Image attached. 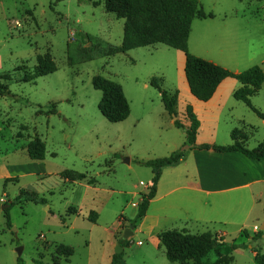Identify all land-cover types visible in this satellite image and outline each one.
<instances>
[{"label":"rangeland","instance_id":"374dc122","mask_svg":"<svg viewBox=\"0 0 264 264\" xmlns=\"http://www.w3.org/2000/svg\"><path fill=\"white\" fill-rule=\"evenodd\" d=\"M145 2L161 19L162 28L157 29L169 37L172 26L187 21L189 12L195 15L198 6L216 19L206 24L228 19L229 26L223 29L194 21L189 53L232 68L258 66L264 73V0ZM127 24L106 12L104 0H0V86L16 96H0V264H17L18 258L23 264H110V253L119 247L118 240L136 215L133 204L151 185V170L135 162L168 158L184 144L190 125L187 107H194L202 121L197 144L230 145L235 130L246 136L248 150L258 149L264 140V120L234 100L233 94H228L223 109L198 107L203 105L189 93L183 54L161 44L135 48ZM79 33L104 46L129 50L92 59L79 52V47H90ZM236 52L245 60H232ZM40 71L52 72L27 82ZM96 76L121 88L129 108L125 121L112 124L100 114L101 94L92 85ZM153 79L162 91L177 94L176 116L164 110L158 90L151 86ZM250 101L264 115V85ZM174 118L183 129L174 126ZM35 138L45 146L43 161L27 156ZM75 174L96 182L74 185ZM6 179L10 181L5 183ZM22 190L44 198L46 205H13ZM261 207L264 199L247 222L249 231ZM79 211L91 219L97 215L96 222L71 217ZM138 230L127 238L128 246L121 247L126 263L171 264L164 248L155 249L150 234ZM205 232L212 234L214 248L203 264H257L251 247L264 253V235L251 243L236 226L176 230L180 238ZM69 250V262L64 263Z\"/></svg>","mask_w":264,"mask_h":264},{"label":"trees","instance_id":"16d2710c","mask_svg":"<svg viewBox=\"0 0 264 264\" xmlns=\"http://www.w3.org/2000/svg\"><path fill=\"white\" fill-rule=\"evenodd\" d=\"M146 0H104V8L106 12L113 14L118 20H125L129 24L128 31L133 36L136 43L135 48L148 47L153 44H161L166 47L179 51L184 56V75L187 83L189 93L197 101L205 103L208 102L214 95L218 86L227 79H233L237 81L241 87L233 93V98L236 101L245 104L258 118L264 120V115L259 113L251 104L250 99L255 96L262 88L264 83V73L258 66L251 67L239 74L232 73L222 67L214 65L210 62L197 58L191 55L188 51V38L191 30V24L194 20H207L213 19V14H206L203 12L201 6H198L195 15L187 14V21L180 20L178 26H172L173 37H169L165 32L157 29L162 28L160 17L150 12L151 4L145 2ZM145 2L143 9L141 4ZM195 6V2L190 3ZM193 10V9H192ZM135 20V24H130V21ZM167 27V26H166ZM157 29V30H155ZM167 29V28H165ZM125 28V37H126ZM167 32V31H166ZM172 32H167L168 35ZM82 41L88 43L90 47H79V52L83 55L90 56L92 59L111 57L117 54L126 53L129 48L124 46L121 48L113 46H104L101 42L94 39L92 36L79 33ZM39 64L37 68L40 69ZM49 72H38L34 76L27 80V82L35 81L37 78L47 75ZM92 85L96 91L101 94V99L98 105L100 114L112 124L121 123L128 118L129 108L126 100L123 97L121 88L114 82L106 80L100 76H96L92 79ZM151 86L156 88L160 94L161 102L166 113L172 117L176 116L177 106V94L170 95L166 91H162L157 85L156 79L151 81ZM0 96L15 98L11 95L7 87L0 86ZM187 119L190 121L189 127L185 130V142L184 144L168 158L156 159L150 161H136L139 166L149 168L153 174L151 185L148 193L140 195V201L137 205L136 215L134 219L129 223L130 226L135 229L138 222H140L146 214L149 202L154 198L156 192V186L160 178L161 172L164 168L174 167L186 156L188 151L192 150H211L218 153L238 152L244 155L246 158L261 161L264 165V140L260 144L257 150H248L240 142L241 133L234 131L232 140L233 144L229 146H216L209 144H196L197 132L199 129V121L190 107H187ZM174 126L178 129H183L182 124L178 120H174ZM45 146L38 139L32 140L27 147V156L32 161H43L45 159ZM10 179H6L5 183ZM86 182L88 185H94V179H87L86 175L75 174V178L72 183ZM22 202H31L34 204L46 205L44 198H39L37 194L28 191H20L19 196L16 198L14 204H20ZM11 204V206H12ZM10 206V207H11ZM74 213V212H73ZM71 214V213H70ZM6 218V227L11 228L10 218L8 216V210L4 211ZM69 215V214H68ZM122 219V218H121ZM88 220L92 223L95 219L88 217ZM261 231L256 232L250 239L246 232H243V236L249 239L251 243H256L263 237ZM158 241L165 250V257L169 263L186 264L191 262L192 264H203L202 260L213 250L214 238L210 232H205L200 235L186 234L184 238H180L176 234V230L165 231L157 236ZM187 244L186 250H181L180 246ZM118 245L122 248L128 246L127 240L120 238ZM62 248H65L61 246ZM185 247V246H184ZM246 248L245 246H241ZM239 247L233 246V250ZM254 255V260L257 264H264V253L255 247H251ZM71 256V250H69L68 257L64 263L69 262ZM123 258V252L120 254H113L110 264H119ZM227 261V260H226ZM17 264H23L18 258ZM36 264H43L37 261Z\"/></svg>","mask_w":264,"mask_h":264},{"label":"crops","instance_id":"0c3cea01","mask_svg":"<svg viewBox=\"0 0 264 264\" xmlns=\"http://www.w3.org/2000/svg\"><path fill=\"white\" fill-rule=\"evenodd\" d=\"M236 19L238 20L237 17ZM194 21L204 23L201 24L202 26L211 25V27L219 29L229 26L228 19L217 24H206L207 21L212 23L216 21L215 17L213 19ZM194 21L191 24L189 38ZM229 21L233 25V20ZM231 59L242 62L245 57L243 54L236 52V55L232 54ZM212 64L226 68L235 74L245 70L221 65V63L217 62H212ZM240 87L241 85L233 80H224L216 89L213 97L208 102L202 103L203 106L198 107L203 109L213 107L223 109L224 103L228 99V94H233ZM192 112H195V116L199 121L198 131H200L202 121L199 119L197 110L194 107ZM242 129L245 130V128ZM235 131L241 133L239 142L246 148V136L240 130ZM233 132L230 137V145L233 144ZM78 183L75 182L73 184L78 185ZM263 199L264 165L261 161L246 158L238 152L188 151L179 164L162 170L156 186L155 196L149 202L145 216L138 222L135 229H132V232L136 231L137 228L140 232H148L157 250L163 247L157 239L160 233L171 230L190 231L191 228L196 227L219 226L227 228L236 226L239 227L240 235L242 232H246L250 239L257 232L254 227L260 228L264 222V216L262 217L261 214L264 207L259 210L260 215L254 218L253 222L255 224L252 225V231H249L247 222L255 209L261 206ZM137 205L133 204L136 210ZM79 212L80 214L71 217L82 218L91 222L87 218L89 213L82 214L81 211ZM97 217L95 215V222ZM114 224L116 229L119 230L118 221L114 222ZM249 239L247 240L249 241ZM137 245L141 246L142 243L138 242ZM113 254L110 253L109 255L110 262ZM119 264L127 263L122 258Z\"/></svg>","mask_w":264,"mask_h":264},{"label":"water","instance_id":"95a60500","mask_svg":"<svg viewBox=\"0 0 264 264\" xmlns=\"http://www.w3.org/2000/svg\"><path fill=\"white\" fill-rule=\"evenodd\" d=\"M175 120V118H174ZM7 207V206H4V208ZM132 226H130L128 229H126L124 232H123V236H122V239L123 240H127V238L129 236H132ZM259 231H261L263 234H264V222L263 224L260 226L259 228ZM21 250H18V253H20ZM123 252V249L119 246V247H116V250L114 251V254H120Z\"/></svg>","mask_w":264,"mask_h":264},{"label":"built area","instance_id":"2783aa9c","mask_svg":"<svg viewBox=\"0 0 264 264\" xmlns=\"http://www.w3.org/2000/svg\"><path fill=\"white\" fill-rule=\"evenodd\" d=\"M254 229L258 232L259 231V228L258 227H254Z\"/></svg>","mask_w":264,"mask_h":264}]
</instances>
